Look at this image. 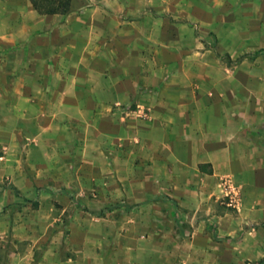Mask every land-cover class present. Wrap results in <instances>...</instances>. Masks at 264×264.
Here are the masks:
<instances>
[{
    "label": "rangeland",
    "instance_id": "1",
    "mask_svg": "<svg viewBox=\"0 0 264 264\" xmlns=\"http://www.w3.org/2000/svg\"><path fill=\"white\" fill-rule=\"evenodd\" d=\"M167 1L189 19L169 18L179 22V82L208 94L201 111L229 110L237 141L264 153V53L231 66L225 58L264 50V0ZM79 12L43 17L27 0H0V264H208L182 253L192 217L167 200L179 185L167 175L177 133L155 128L145 139L151 116L134 100L99 113L64 97L63 77H81L83 60L98 70L115 60L82 51L98 36ZM151 54L120 56L142 67ZM126 120L127 131L117 126ZM217 180L224 191L210 199L212 216L239 217L238 184ZM209 217L199 220L215 235Z\"/></svg>",
    "mask_w": 264,
    "mask_h": 264
},
{
    "label": "crops",
    "instance_id": "2",
    "mask_svg": "<svg viewBox=\"0 0 264 264\" xmlns=\"http://www.w3.org/2000/svg\"><path fill=\"white\" fill-rule=\"evenodd\" d=\"M169 3L167 0H71L69 11L81 9L73 15L86 24L83 30L98 36L97 43L83 46L82 51L97 58L101 55L103 59L104 51L111 52L115 60L101 64L99 70L87 59L83 60L81 77H63L64 97L75 100L82 112L94 109L105 113L115 111L116 103L130 104L133 100L142 103L151 116L148 131L141 134L145 139L155 128L165 133L166 138L177 133L172 139L177 143L168 142L174 151L167 161L170 165L167 175H175V179L179 175V185L166 194L169 198L166 199L175 201L179 211L192 217L185 221L191 233L182 253L198 263L206 259L208 264L222 260L224 264L246 260L264 264V153L254 145L237 141L231 130L237 120L233 121L229 110L201 111L200 101L210 100L208 94L187 91L188 80L179 82V22H170L169 18L189 19L178 16L167 5L164 7ZM141 49L152 51L149 57L153 60L147 66H129V62L125 65L121 61L120 53L132 58ZM90 66L96 73L94 77L87 71ZM69 84L75 86L68 87ZM130 124L126 120L117 126L127 131ZM219 175H230L239 186V217L212 216L210 199L218 200L224 191L223 184L217 180ZM201 216L216 217L215 235L204 231L206 226L199 220ZM225 220L230 221L227 227Z\"/></svg>",
    "mask_w": 264,
    "mask_h": 264
},
{
    "label": "trees",
    "instance_id": "3",
    "mask_svg": "<svg viewBox=\"0 0 264 264\" xmlns=\"http://www.w3.org/2000/svg\"><path fill=\"white\" fill-rule=\"evenodd\" d=\"M32 10L38 15H65L69 12L71 0H27ZM264 53V50L256 51L252 54H242L234 61H230L226 56V65L231 66L244 59L255 58Z\"/></svg>",
    "mask_w": 264,
    "mask_h": 264
}]
</instances>
